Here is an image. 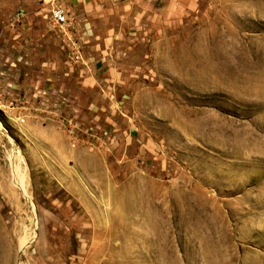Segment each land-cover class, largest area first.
<instances>
[{
  "label": "rangeland",
  "instance_id": "rangeland-1",
  "mask_svg": "<svg viewBox=\"0 0 264 264\" xmlns=\"http://www.w3.org/2000/svg\"><path fill=\"white\" fill-rule=\"evenodd\" d=\"M64 1L0 0V264H264V0H182L78 111Z\"/></svg>",
  "mask_w": 264,
  "mask_h": 264
},
{
  "label": "crops",
  "instance_id": "crops-1",
  "mask_svg": "<svg viewBox=\"0 0 264 264\" xmlns=\"http://www.w3.org/2000/svg\"><path fill=\"white\" fill-rule=\"evenodd\" d=\"M70 20L74 22V37L82 62L76 63L69 53L70 48L61 44L58 36L50 34L49 38L56 47L43 59L42 52L32 53L40 60L28 66L38 65L47 71L51 81L61 80L62 87L69 84L78 85L77 96L70 98V106L78 111L77 101L91 108L101 105H111L117 100L116 90L123 86L128 73L134 70L135 58L141 49V41L147 40V33L156 29L160 17L174 11L175 6L182 0H65ZM52 11V10H51ZM49 34V33H48ZM50 41V40H48ZM47 41V42H48ZM138 53H137V52ZM31 54V53H29ZM64 55L69 57L67 60ZM41 58V59H40ZM64 58V59H63ZM63 59V62H62ZM136 68H138L136 66ZM51 91V89H49ZM64 91H51V97L56 102L64 96ZM61 95V96H60Z\"/></svg>",
  "mask_w": 264,
  "mask_h": 264
},
{
  "label": "built area",
  "instance_id": "built-area-1",
  "mask_svg": "<svg viewBox=\"0 0 264 264\" xmlns=\"http://www.w3.org/2000/svg\"><path fill=\"white\" fill-rule=\"evenodd\" d=\"M51 21L54 28L59 30V32L65 36V43L68 44V47L70 48L69 53L71 54L73 61L76 63L82 62V56L78 47L79 43L73 35V30L75 29L74 22L70 20L69 13L64 5L56 4L53 7L51 11ZM47 90L44 92L45 95L47 94ZM49 94L50 93H48V95ZM11 105L14 107L15 101L11 102Z\"/></svg>",
  "mask_w": 264,
  "mask_h": 264
},
{
  "label": "bare ground",
  "instance_id": "bare-ground-1",
  "mask_svg": "<svg viewBox=\"0 0 264 264\" xmlns=\"http://www.w3.org/2000/svg\"><path fill=\"white\" fill-rule=\"evenodd\" d=\"M25 194V193H24ZM26 196V195H25Z\"/></svg>",
  "mask_w": 264,
  "mask_h": 264
}]
</instances>
